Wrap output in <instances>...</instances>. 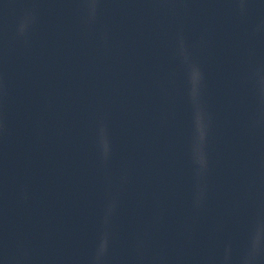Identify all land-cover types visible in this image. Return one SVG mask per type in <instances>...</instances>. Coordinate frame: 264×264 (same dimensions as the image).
<instances>
[{
	"label": "water",
	"instance_id": "water-1",
	"mask_svg": "<svg viewBox=\"0 0 264 264\" xmlns=\"http://www.w3.org/2000/svg\"><path fill=\"white\" fill-rule=\"evenodd\" d=\"M0 264H264V0H0Z\"/></svg>",
	"mask_w": 264,
	"mask_h": 264
}]
</instances>
